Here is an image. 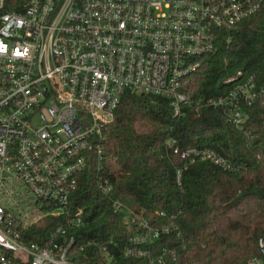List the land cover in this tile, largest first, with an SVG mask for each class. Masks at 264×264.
Returning a JSON list of instances; mask_svg holds the SVG:
<instances>
[{
  "label": "built area",
  "instance_id": "2783aa9c",
  "mask_svg": "<svg viewBox=\"0 0 264 264\" xmlns=\"http://www.w3.org/2000/svg\"><path fill=\"white\" fill-rule=\"evenodd\" d=\"M262 1L0 0V264H199L181 257L176 215L163 209L150 218L115 201L124 244L82 243L84 211L71 200L124 93L166 98L181 116L194 102L187 82L215 50L218 30L235 28ZM240 75L206 101L236 127L247 107L264 104V87ZM181 155L239 169L210 148ZM99 184L112 189L107 179ZM258 248L247 264H264V235Z\"/></svg>",
  "mask_w": 264,
  "mask_h": 264
},
{
  "label": "trees",
  "instance_id": "16d2710c",
  "mask_svg": "<svg viewBox=\"0 0 264 264\" xmlns=\"http://www.w3.org/2000/svg\"><path fill=\"white\" fill-rule=\"evenodd\" d=\"M239 72L238 80L253 77L264 87V0L235 28L218 30L215 50L190 77L186 90L194 102L181 116H174L166 98L124 93L114 121L99 140L100 149L89 152L72 196V208L85 215L82 243L113 238L124 244L123 222L113 211L114 202L120 201L150 218L163 209L176 215L186 245L180 253L184 261L247 264L259 254L258 240L264 235V104L247 107L241 127L232 123L226 109L206 105L208 98L229 92L235 83L228 80ZM191 147L213 149L239 169L191 162L181 155ZM106 179L112 186L108 192L99 184ZM173 244L180 246L181 241L174 238ZM8 264L29 263L14 258Z\"/></svg>",
  "mask_w": 264,
  "mask_h": 264
},
{
  "label": "rangeland",
  "instance_id": "374dc122",
  "mask_svg": "<svg viewBox=\"0 0 264 264\" xmlns=\"http://www.w3.org/2000/svg\"><path fill=\"white\" fill-rule=\"evenodd\" d=\"M190 80H191V79H189L188 82H189ZM188 82H187V84H188ZM122 215H123L124 217H126V216H128V213H127V212H122ZM17 254H18V253H17ZM21 255H22V258H23V259H25V260L28 259L27 254L21 253Z\"/></svg>",
  "mask_w": 264,
  "mask_h": 264
}]
</instances>
